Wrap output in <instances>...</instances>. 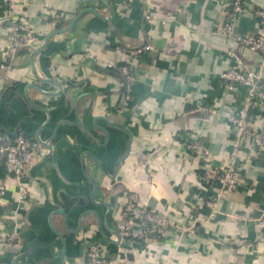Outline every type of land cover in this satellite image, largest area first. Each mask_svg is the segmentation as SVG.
Listing matches in <instances>:
<instances>
[{
	"label": "crops",
	"instance_id": "crops-1",
	"mask_svg": "<svg viewBox=\"0 0 264 264\" xmlns=\"http://www.w3.org/2000/svg\"><path fill=\"white\" fill-rule=\"evenodd\" d=\"M230 6L231 0H24L19 15L39 37V51L20 52L7 71L11 23L0 0V128L12 139L39 134L52 143L24 181L25 203L13 180L2 196L1 263L87 264L89 245L99 242L109 264H264V219L237 218H257L264 207V157L254 142L244 143L240 183L221 196L214 216L199 200L213 197L207 168L231 162L228 117L245 94L243 87L227 91L221 74L243 63L261 75L264 92L263 58L219 34ZM247 6L264 9V0ZM84 10L98 15L85 13L67 30ZM263 31L248 14L237 17V34ZM144 46L150 49L137 58L123 52ZM110 63L131 68L130 92ZM202 103L213 113L189 112ZM251 118L264 129V100ZM195 143L211 158L189 149ZM130 191L176 224L195 223L194 233L145 248L118 244L117 219Z\"/></svg>",
	"mask_w": 264,
	"mask_h": 264
},
{
	"label": "built area",
	"instance_id": "built-area-1",
	"mask_svg": "<svg viewBox=\"0 0 264 264\" xmlns=\"http://www.w3.org/2000/svg\"><path fill=\"white\" fill-rule=\"evenodd\" d=\"M6 6V17L11 23V38L8 51L5 57L3 67L10 71L17 55L22 51H34L39 47V37L29 26H27L19 15V4L24 0H4ZM249 0H231L230 8L223 11L225 24L219 34L236 41L243 48L259 54L264 61V31L253 35H240L236 33V21L240 14H248L253 21H259L264 24V9H249L247 4ZM152 23L153 20L148 18ZM149 46H144L139 50L123 51L132 58H137ZM264 63V62H263ZM111 69H120L129 83L128 92L136 82V77L129 66L119 67L114 63L108 65ZM263 67V65H262ZM220 80L227 91L239 90L245 88V94L242 98V105L238 106L235 112L231 113L228 121L232 125L235 142L233 151L229 153L230 163L224 168L215 170L209 166L204 173V179L213 182V197L200 196L199 200L207 203L212 209V216L216 213L217 204L221 196L227 191L235 188L240 183L242 173L238 161L239 154L244 143L254 142L259 153L264 157V129L258 130L253 126L252 115L264 100V92L259 87L261 75L255 73L247 65L241 63L238 68L227 70L220 76ZM239 104V103H238ZM191 113H213L212 108L207 103H202L189 111ZM44 145V146H43ZM48 146V147H47ZM191 149L196 154L205 155L211 158V151L201 143L190 144ZM52 153V143L41 136L30 138L21 133L17 138L12 139L6 135L0 128V162L4 163L5 174L0 178V205L6 204L2 196L7 194L8 183L15 181L19 190V203H25L29 197V189L24 181L30 176L33 163L44 159ZM126 203L117 219V231L121 239L130 245L139 244L142 247L149 246L152 242L161 239H169L180 233H194L195 223L189 225L176 224L170 215L149 208L141 203V200L131 191L126 192ZM260 215L257 218H246L243 215H237L239 221L253 222L264 219V207L259 210ZM205 219V218H202ZM7 243V238L0 235V244ZM87 264H109L105 258V248L99 242H92L88 248ZM0 264H3L0 262Z\"/></svg>",
	"mask_w": 264,
	"mask_h": 264
},
{
	"label": "water",
	"instance_id": "water-1",
	"mask_svg": "<svg viewBox=\"0 0 264 264\" xmlns=\"http://www.w3.org/2000/svg\"><path fill=\"white\" fill-rule=\"evenodd\" d=\"M86 2H88V1H90V0H85ZM88 12H92V13H94V14H97V12L95 11V10H84V11H82L74 20H73V22L71 23V25L69 26V28H67V30H69V29H71V28H73V26H74V24L81 18V16L82 15H84L85 13H88ZM98 15V14H97ZM54 33H61V31H54V32H52V34L51 35H53ZM38 52L39 50L38 49H36L34 52ZM36 52V53H37ZM124 79H126L125 78V76H124ZM126 81V80H125ZM126 88H127V81H126ZM38 136H40L39 134L37 135V137ZM50 141V140H49ZM44 146V145H43ZM48 147V146H47ZM48 157V156H47ZM150 205L152 206V207H154L155 206V203H154V201H150ZM117 243L118 244H120V243H125V241L124 240H122L121 239V236H120V234L118 233V231H117ZM107 253V252H106ZM106 253H105V256H106Z\"/></svg>",
	"mask_w": 264,
	"mask_h": 264
}]
</instances>
